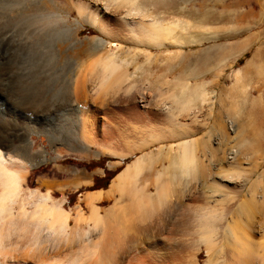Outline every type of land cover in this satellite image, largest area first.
<instances>
[{
	"label": "bare ground",
	"instance_id": "obj_1",
	"mask_svg": "<svg viewBox=\"0 0 264 264\" xmlns=\"http://www.w3.org/2000/svg\"><path fill=\"white\" fill-rule=\"evenodd\" d=\"M69 1L79 15L85 12L86 22L90 21L98 32L118 40L110 42L107 41L109 38L94 37L87 50L91 53L105 49L110 43L107 51L83 65L73 60L69 64L70 67L75 64L73 72L62 77L55 71L50 74L48 61L64 59L66 54L78 48L64 46V39L67 41L64 37L71 38L74 33L63 28L65 18L60 12L61 7L51 0H0V110L6 102L11 104L13 101L18 109L29 111L37 119H42L45 114L57 117L56 129L48 138L52 144H58L54 147L59 154L64 149H85L89 142L95 141V138L92 141L85 138L86 130L81 122L80 129L77 127L80 139H76L78 136L73 132V136L70 134L62 116L65 101H71V98H59L62 92L68 93L73 101H81L80 111L84 109V103L92 102L93 106L99 104L101 107L108 99L135 88L136 70L140 66L135 64L131 73L126 67L132 61L116 60V50L121 49L122 43L119 41L165 47L179 45L184 40L179 42L171 36L177 27L176 21L163 22L156 14L141 9L136 0ZM116 4L132 6L119 11ZM111 25L123 27L117 34L125 32L118 37L113 33L115 29L110 30ZM143 54L148 62L152 54L148 51ZM163 89L156 87V96L146 89L145 93H139L136 101L142 109L134 107L136 115L131 114L139 123L136 122L135 127L131 125L134 128L129 130L131 133L126 138L121 137L124 132L118 135L120 139H110L103 126L109 139L102 140L106 149L102 153L117 159L113 166L129 155L154 147L127 163L114 176L108 189L98 190L89 197L90 200L113 199V203L103 210L91 205L88 219L92 227L86 228L81 239H75L76 244L84 242V247L74 251L68 248L75 240L69 242L66 239L70 213L61 200L54 199L50 190L24 192L27 185L24 177L32 167L46 159L44 152L33 151L27 140L29 131L18 124L16 127L13 111L0 117V264H264V171L256 175L258 165L246 169L234 164L239 160L234 161V157L238 158L240 154L236 151L251 145L249 138L243 135L235 116L221 119V98L215 103L207 89L205 92L199 87V92L198 89L193 92H198L201 106L208 105L205 110L213 112L210 115L215 114L211 126L215 137L211 136V131L204 130L199 131L203 132L199 137L190 135L192 130L188 125L179 122L178 118L176 122L175 117L194 110L192 97L195 93L192 97L189 94L178 98L174 89ZM160 116L165 117V123L157 122ZM228 129L233 135L229 136ZM173 139L178 142L175 144ZM251 157L244 159L251 160ZM225 160H229L228 165H223ZM157 163L163 166L162 169H156ZM215 166L219 170L226 167L230 169L229 173L231 169L236 170L225 177V170L215 172ZM150 188L153 189L151 193L148 192ZM195 199L207 203L192 202ZM217 202L220 204L215 205ZM179 207L182 211L176 219L174 214ZM171 218L175 220L172 219L173 226L168 227ZM96 232L99 236L93 240L92 235ZM202 252L205 257L200 263L198 256Z\"/></svg>",
	"mask_w": 264,
	"mask_h": 264
},
{
	"label": "rangeland",
	"instance_id": "obj_2",
	"mask_svg": "<svg viewBox=\"0 0 264 264\" xmlns=\"http://www.w3.org/2000/svg\"><path fill=\"white\" fill-rule=\"evenodd\" d=\"M51 1L57 3L61 7L60 12L65 18V27L63 28H66L69 32L71 31L75 34H73L71 38L68 35L64 37L67 38V41L64 39V46L66 45V48L74 46L73 48L77 47L78 49L71 54H66L64 59H50V61L47 63L49 64L47 67H49L50 74L55 71L57 74H59L58 76L62 75V77H66L68 72H73L72 68L75 65L74 63L79 65L86 64V62L91 60V58L106 52L108 47H110V43L105 45V49H96L91 53L87 50V48L92 45L93 40L96 37H100L105 40L109 38L107 41L117 42L118 39L116 37H114L116 39H112V37H106L100 31L98 32V29L96 30L97 27L92 26L89 23L90 21L86 22L87 17L84 14L85 12L82 13V15H79V13L76 12V7L69 0ZM136 1L137 5L139 4L141 9H145L146 12L148 11L147 13L156 14L163 20V22H170L172 20H174V22L176 21L178 24L176 28L174 27L175 29L172 31L171 36L176 40L178 39L179 42L182 39L184 40H182L179 45H167L165 47H147L141 44H135L133 42L131 43L130 41L126 40L119 41V44L121 42L122 43L119 45L121 49L116 50V60L120 62L125 58L124 61H132V63L128 65L129 67H126L131 73L134 71L135 64L139 65L140 67L138 70H136L137 78L135 81V88H132V90L126 94H119L110 100L108 99L106 103H103L105 105L104 107L103 104H101L100 107L99 104L93 106L92 102L90 104L84 103V112L82 115L83 110L80 111L82 106V104H80L81 101H73V98L66 92H62V94L59 95V98L63 100L71 98V101H65L67 104L64 107V113L62 116L64 117L63 123L65 122L64 124L66 127L69 126V128H67L70 130V134L73 132L74 135H79L80 131L78 130L80 129L81 125L79 122H81V126L86 130V132L85 130L83 131L85 132V136L87 135L85 138L91 141L93 138H95L94 140L96 142H89L90 144H87L85 149H64V151L59 154L55 150V147L58 146V144H52L51 141H49L50 138H48L49 133L56 129L54 127L58 124V120H56L57 117H53L51 115L48 116V114H45L42 119H37L34 116L32 117L29 111L24 112L21 109H18L13 101L11 104L6 102L2 107V110H0V117H5V114L8 113V111H13L14 114H16L13 119L16 121V127L20 125L25 129V131H29L27 140H29L28 142L33 148V151L44 152L46 159L37 166L32 167L26 173L24 178L27 182V185L24 192L26 193L27 190H37L41 193H45L47 190H50L54 199L61 200L62 206L70 213L69 225L66 228V239L69 242H72V240L74 242L77 237H79L78 239H81L82 233L88 229L87 227H92V223L90 219H88L91 205H97L101 210H103L113 203V199L90 200L91 198L89 199V197L98 190L104 192L106 189H108L109 184L111 183L114 176L121 169H123L127 163L132 161L136 155L149 152V150L154 147L151 146L150 148H146L143 152L129 155L128 157L121 159L120 162L115 166L112 164L117 159L102 153L106 150L102 144V140H104V138H108L105 136V134H108V136H111L110 139L113 138L114 140L129 136V130L134 128L136 125L135 123L137 122H135L134 119H138L137 117L135 118V116L133 119L132 115H136V113L133 112L138 109H142L141 105L137 103L136 98L140 92L143 91L145 93V89L150 92L151 95H154V93L157 91L156 87L161 86L162 89L164 88L163 90L169 89L170 91L174 89L173 92L178 98L182 96L185 97L187 95L189 96V94L192 97L193 95L191 94L195 93V96H193L192 99L193 103L195 102L194 104L197 103V107L193 104V107L195 106L194 110L196 111L193 112L194 110L192 111L191 109V111L188 110L184 113H180V116L176 115L175 117L176 122L178 118V121L180 120L181 123L183 122V124L185 123L188 125L190 130H192L190 135H194V137H199L203 133L202 131L199 132L200 130H204L206 132L211 131V136L215 137V132L211 128L215 114L210 115L213 112L211 113L210 111L205 110L209 108L208 105H203L206 108L201 106V99L197 94L200 90L198 87L201 88V91L205 92L207 89V93L209 92L208 95L215 103L217 102L218 98H221V119L224 120L229 116L231 118L232 116H235V122L239 123V127L244 131L243 135L248 137L249 142L251 143V145H248L247 149H245L244 145V150L243 148L241 149L240 147L242 146L239 145L238 147L241 151H239L238 147H236V150H238L236 153L240 152V154L237 156L238 158L234 157V161L239 159L237 162H234V164L236 163L237 166L240 164V168L246 169L256 167L258 165L256 168V175H259L264 171V0ZM126 5L124 4L123 6V4H116L115 7H117L119 11H125V9L127 10L130 8L129 6H132L129 4ZM120 26L121 25H117L115 27L111 25L109 28H111L110 30L115 29L116 32L114 31L113 33L119 35L118 37H121L120 35H123L125 30L123 33L117 34L118 32H121L117 30L123 29L122 26L120 29ZM198 32H200L202 35L198 34ZM205 35L206 37H204ZM72 39L74 40L72 41ZM73 43L75 45H73ZM83 44L86 45L84 46ZM80 46L83 48H80ZM123 51H126V53ZM135 51L136 53H134ZM145 51H148L152 54L151 58L147 59L148 62H145L146 58H144L145 56L143 54ZM170 51L172 53L165 55L166 52ZM127 52L129 54H127ZM133 53L134 55H132ZM74 55L75 57H73ZM73 60L74 63L72 67H70L71 65L69 64ZM60 66L62 69L59 68ZM198 85H201L202 87ZM196 89H198V92H193ZM214 95H216V97ZM49 98H47L46 102H48ZM156 98L155 99L159 101L160 98L158 96ZM164 98L165 97H163V101L165 100ZM149 104L150 106H153L151 102ZM149 104H147V107ZM134 107L137 109L135 110ZM200 108L202 112L200 111ZM79 111L81 112V115ZM81 116L85 117L81 118ZM160 117L161 118H159V120L157 119V122L159 121V123L162 124V122L166 119L165 117ZM18 120L20 122H17ZM107 121L111 124H109ZM76 123L79 124L76 126ZM33 125L36 126V128ZM131 125L134 127H131ZM77 127L79 129H77ZM198 128L201 129L198 130ZM103 129L106 131V133L103 131ZM228 131L230 132L229 136L233 135L232 131L229 129ZM87 132H89V134ZM124 132L125 134H123ZM91 135L92 138L90 137ZM118 135L122 136L120 137ZM229 136L228 138L230 139ZM76 139H80V136H78ZM177 142L178 139L175 140V144ZM166 144L168 145V143ZM250 146H252V150L250 149ZM242 151L243 154L248 153L246 155L247 158L248 156H252L250 158L251 160H247V158L244 159L246 156L242 154ZM241 154L243 158L241 157ZM228 162L225 160V164L223 165H228ZM162 167L163 166L161 164H156V169H162ZM215 167L213 169L214 171L216 170L215 172H222V170H225V177L230 176L229 174H233V172L236 170L233 169V171L231 169V173H229L230 169L226 167H223L222 170H219L217 167ZM210 169H212V167H210ZM84 175L86 176L84 177ZM230 185L231 183H228V186ZM151 191H153V189L150 188L148 192L151 193ZM198 201L200 203L206 202L203 200L200 201L199 199H195L194 201L192 200V202L196 203H199ZM217 203L218 204L215 205L220 204L219 202ZM186 204L187 203L183 205ZM180 208L181 207H179L176 210V214H174L176 219L179 216L178 214H180L182 211ZM32 209V207L29 208L30 211ZM178 211L180 212L178 213ZM174 215L172 217H174ZM172 219L173 218L168 221V227L173 226L171 221L175 219ZM98 236L99 234L96 232V234L92 235V239L96 240ZM79 242L76 244L75 240L74 243H71L74 245L68 249L74 251L83 248L84 242ZM204 257V252L198 256L200 263L203 262Z\"/></svg>",
	"mask_w": 264,
	"mask_h": 264
}]
</instances>
